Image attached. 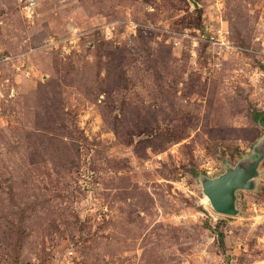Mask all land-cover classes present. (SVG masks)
I'll return each instance as SVG.
<instances>
[{
    "label": "rangeland",
    "instance_id": "rangeland-1",
    "mask_svg": "<svg viewBox=\"0 0 264 264\" xmlns=\"http://www.w3.org/2000/svg\"><path fill=\"white\" fill-rule=\"evenodd\" d=\"M263 136L264 0H0V264H264Z\"/></svg>",
    "mask_w": 264,
    "mask_h": 264
},
{
    "label": "water",
    "instance_id": "water-1",
    "mask_svg": "<svg viewBox=\"0 0 264 264\" xmlns=\"http://www.w3.org/2000/svg\"><path fill=\"white\" fill-rule=\"evenodd\" d=\"M256 153L246 161H242L233 169L218 178L209 179L205 183V192L213 206L220 214L236 215V192L249 188L258 173L259 164L264 156V136L255 147Z\"/></svg>",
    "mask_w": 264,
    "mask_h": 264
},
{
    "label": "built area",
    "instance_id": "built-area-1",
    "mask_svg": "<svg viewBox=\"0 0 264 264\" xmlns=\"http://www.w3.org/2000/svg\"><path fill=\"white\" fill-rule=\"evenodd\" d=\"M220 40H221V39H220ZM220 40H219V42H221V44H224V45H226L224 41H220Z\"/></svg>",
    "mask_w": 264,
    "mask_h": 264
}]
</instances>
